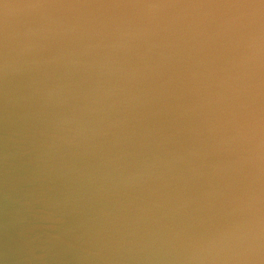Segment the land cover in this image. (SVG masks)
<instances>
[{
	"label": "water",
	"instance_id": "obj_1",
	"mask_svg": "<svg viewBox=\"0 0 264 264\" xmlns=\"http://www.w3.org/2000/svg\"><path fill=\"white\" fill-rule=\"evenodd\" d=\"M0 264H264V0H0Z\"/></svg>",
	"mask_w": 264,
	"mask_h": 264
}]
</instances>
